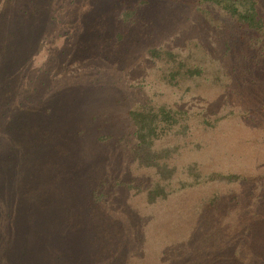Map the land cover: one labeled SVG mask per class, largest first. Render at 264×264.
<instances>
[{
	"label": "rangeland",
	"instance_id": "1",
	"mask_svg": "<svg viewBox=\"0 0 264 264\" xmlns=\"http://www.w3.org/2000/svg\"><path fill=\"white\" fill-rule=\"evenodd\" d=\"M253 1L264 19V0ZM23 12L32 27L21 74L36 104L57 95L60 107L96 116L73 154L88 163L80 176L130 171L126 113L145 109L158 123L151 151L180 185L155 206H126L143 217L120 219L132 229L121 248L84 264H264V30L200 0H0V27ZM5 29L0 46H17L22 36ZM105 143L108 162H87ZM59 248L42 264H69Z\"/></svg>",
	"mask_w": 264,
	"mask_h": 264
},
{
	"label": "trees",
	"instance_id": "2",
	"mask_svg": "<svg viewBox=\"0 0 264 264\" xmlns=\"http://www.w3.org/2000/svg\"><path fill=\"white\" fill-rule=\"evenodd\" d=\"M200 1L219 6L248 29L264 30V19L253 0ZM23 14L14 17L18 20L14 27L5 29L3 22L0 27V39L6 34L4 29L13 37L22 36L15 47L0 46V264L54 262V251L61 246L67 263H91L109 257L113 245L121 248L125 232L132 231L121 224L122 217L131 216V226L143 217L138 211L129 214L126 206L134 201L155 206L168 200L172 188L178 190L180 185L172 173L174 167L151 151L158 123L152 111L145 109L126 113L135 141L125 158L130 171L123 170L113 180L106 167L80 176L88 163L76 164L73 154L90 139L96 116L89 115L87 108L77 112L72 106L60 107L57 95L36 104L38 92L21 74L28 52L23 44L32 27ZM25 82L28 91L16 88L26 86ZM160 112L163 117L168 113L164 108ZM93 145L87 162L99 157L103 161L108 151L104 147L109 144ZM161 172L168 177H160ZM145 173L148 181L141 180ZM213 177L239 178L220 172Z\"/></svg>",
	"mask_w": 264,
	"mask_h": 264
}]
</instances>
